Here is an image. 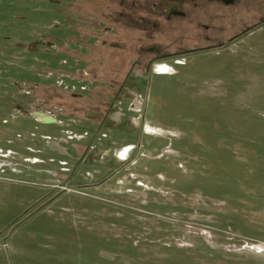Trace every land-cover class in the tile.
Wrapping results in <instances>:
<instances>
[{"label": "rangeland", "instance_id": "374dc122", "mask_svg": "<svg viewBox=\"0 0 264 264\" xmlns=\"http://www.w3.org/2000/svg\"><path fill=\"white\" fill-rule=\"evenodd\" d=\"M99 3L0 0V264H264V53L250 59L264 30L129 81L136 92L105 125L17 112L52 94L70 109L87 86L96 97L125 80L130 66L94 64L125 54L82 58L73 42L67 12L96 13ZM76 25L99 46L89 23ZM88 60L106 82L79 79ZM61 136L90 151L76 160L44 149Z\"/></svg>", "mask_w": 264, "mask_h": 264}, {"label": "flooded vegetation", "instance_id": "af4514ba", "mask_svg": "<svg viewBox=\"0 0 264 264\" xmlns=\"http://www.w3.org/2000/svg\"><path fill=\"white\" fill-rule=\"evenodd\" d=\"M66 1L72 4L79 2ZM99 2V11L96 13H81L78 10L67 12V18L71 20L72 33H77L73 42L80 44L78 46L84 50L85 55L92 49H99L100 53L125 54L124 59L103 58L100 61L103 64L110 62L112 67L117 68L130 66L125 70L127 72L123 76L125 80L114 90L116 82L108 80L107 87L94 89L98 95L96 97L86 96L93 92V85L87 86L86 94L79 96L73 94L79 97L80 101L70 109L64 108L59 101L56 103L58 106L49 105L45 98L43 107L36 111L56 119L67 112L75 116L83 114L85 119L92 117L89 118L92 122L97 120L99 126L105 125L116 107V101L126 91V95L132 96L136 92V87L127 88V83L130 81L139 85L146 82L156 64L178 63L179 59L226 49L264 27V0H99ZM93 19L100 21L95 30L93 29L96 23ZM76 23H78L76 27L80 28L86 23L90 24L84 29L87 32H90V29L94 31L93 35L98 37V47L95 44L86 45L83 32L80 29H73ZM84 54H80L79 57L83 58ZM86 68L90 72L87 71L86 76H80L79 79H87L92 84L106 82L100 81L102 77L98 75V69L91 70L89 65ZM114 73H117V70ZM24 104L30 105L23 101L16 104L19 114L21 111H30ZM53 108H56L55 112ZM81 120L83 121L68 119L76 127L81 126ZM94 124L96 125V122H93ZM67 137H71L69 133ZM67 137L46 139L49 141L45 140L44 149L76 160L88 154L90 151L88 147L81 152V146L70 143ZM129 151L130 149L127 153ZM36 174L43 172L36 171ZM51 174L54 177L56 175Z\"/></svg>", "mask_w": 264, "mask_h": 264}, {"label": "water", "instance_id": "95a60500", "mask_svg": "<svg viewBox=\"0 0 264 264\" xmlns=\"http://www.w3.org/2000/svg\"><path fill=\"white\" fill-rule=\"evenodd\" d=\"M20 114L26 117L36 118L37 120H43L44 123H57L56 118L39 111H21Z\"/></svg>", "mask_w": 264, "mask_h": 264}, {"label": "crops", "instance_id": "0c3cea01", "mask_svg": "<svg viewBox=\"0 0 264 264\" xmlns=\"http://www.w3.org/2000/svg\"><path fill=\"white\" fill-rule=\"evenodd\" d=\"M259 30H261V31L264 30V27H262V28L259 29ZM253 34H254V33H253ZM255 51H257V50L255 49V50H252V51H251L252 54L250 55V56H251L250 59H251V58H255L256 56H260L262 53H264V50H261V51H259V54H254ZM83 54H84V52H83ZM88 55H90V54L88 53ZM95 59H96V58H95ZM100 61H101V59H96V61L94 62V64H97V63L100 62ZM89 62H90V61L88 60V61H87V64H88V65H89ZM102 64H103V63H102ZM90 69H91V68H90ZM93 69H94V68H93ZM95 69H97V68H95ZM52 96H53V94H52ZM57 102H58V101H57ZM56 120H57V119H56ZM40 122H41L42 124H51V125H53V124H58V120H57V123H44L43 120H40ZM36 171H38V172H43V173H47V174H48V173H50V174L52 173L51 171H47V170H45V171H44V170H43V171L36 170ZM53 174H54V173H53ZM51 175H52V174H51ZM50 181H51V180H50ZM50 181H48V182H50ZM51 185H52V184H51ZM47 188H48V187H47Z\"/></svg>", "mask_w": 264, "mask_h": 264}, {"label": "built area", "instance_id": "2783aa9c", "mask_svg": "<svg viewBox=\"0 0 264 264\" xmlns=\"http://www.w3.org/2000/svg\"><path fill=\"white\" fill-rule=\"evenodd\" d=\"M163 67H165V68H167V69H170V70H172V71L174 70L170 65H168L167 63H164V62L156 64L154 70L160 72V70H161ZM166 71H167V70H166ZM167 74H169V73H167ZM10 154H11V153H10ZM10 154H9V155L6 154L5 157H9Z\"/></svg>", "mask_w": 264, "mask_h": 264}, {"label": "trees", "instance_id": "16d2710c", "mask_svg": "<svg viewBox=\"0 0 264 264\" xmlns=\"http://www.w3.org/2000/svg\"><path fill=\"white\" fill-rule=\"evenodd\" d=\"M14 2V0H12ZM51 98L47 99L50 104L57 103V100L53 96H50Z\"/></svg>", "mask_w": 264, "mask_h": 264}, {"label": "bare ground", "instance_id": "6f19581e", "mask_svg": "<svg viewBox=\"0 0 264 264\" xmlns=\"http://www.w3.org/2000/svg\"><path fill=\"white\" fill-rule=\"evenodd\" d=\"M163 68H165V67H163ZM166 70H167V71H166ZM162 71H163L164 73H169V74L172 73L171 70H168L167 68H165V70H162Z\"/></svg>", "mask_w": 264, "mask_h": 264}]
</instances>
